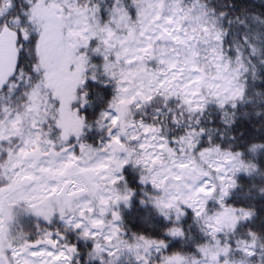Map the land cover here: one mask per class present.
I'll return each instance as SVG.
<instances>
[{
    "label": "snow or ice",
    "instance_id": "1",
    "mask_svg": "<svg viewBox=\"0 0 264 264\" xmlns=\"http://www.w3.org/2000/svg\"><path fill=\"white\" fill-rule=\"evenodd\" d=\"M0 264H264V0H0Z\"/></svg>",
    "mask_w": 264,
    "mask_h": 264
},
{
    "label": "trees",
    "instance_id": "2",
    "mask_svg": "<svg viewBox=\"0 0 264 264\" xmlns=\"http://www.w3.org/2000/svg\"><path fill=\"white\" fill-rule=\"evenodd\" d=\"M256 3L259 4L260 3V0H256ZM257 129H258V126H257Z\"/></svg>",
    "mask_w": 264,
    "mask_h": 264
}]
</instances>
